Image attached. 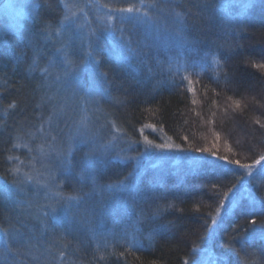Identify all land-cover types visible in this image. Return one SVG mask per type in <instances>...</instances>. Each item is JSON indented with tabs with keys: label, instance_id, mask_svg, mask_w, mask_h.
I'll return each instance as SVG.
<instances>
[{
	"label": "trees",
	"instance_id": "1",
	"mask_svg": "<svg viewBox=\"0 0 264 264\" xmlns=\"http://www.w3.org/2000/svg\"><path fill=\"white\" fill-rule=\"evenodd\" d=\"M37 1L41 7L36 9L33 17L38 14L41 18H49L55 26L65 12L61 0ZM228 1L159 0L161 12L150 10V14L156 17L161 13L159 33L143 25L136 28L131 24L124 25L144 44L151 45L143 49L147 53L143 64L134 62L138 65L134 69L122 65L113 51L118 34L114 38L108 33H98L100 66L108 73L110 81L106 93L96 94L103 85L101 78L97 77L94 82L87 73H78V96L94 102L84 105L77 99L73 105L88 108L87 115L93 129L102 137L100 142L116 137L111 153L113 162L107 166L99 183L119 179L135 165L139 176L129 185V192L135 195L140 207L163 206L165 209L157 219L140 226L141 231L136 235L140 246L137 248L128 243L132 239L131 221L123 208L131 201L129 192H126L118 203L109 202L113 210L111 215L100 209L95 215L85 216L83 211L75 210L65 214L59 205L57 212L46 218L36 207L25 211L26 231L35 247L31 251L22 249L15 257V264H47L49 261L62 264L61 251L67 253L65 260L73 264H150L152 261L156 264H185V261L197 264L202 259L204 264H212L205 249L210 250L212 257L227 254L229 264H245V261L247 264H264V241L252 243L247 250L252 255H246L244 251L237 255L229 247L232 244L240 248L238 241L231 238L243 233L248 227L246 220L261 218L249 213L253 210L259 212V201L264 199V173L261 171L264 161L254 164L264 155V70L254 66L264 63V5L241 18L236 9H227ZM64 2H75L83 8L85 14L78 17V23L85 24V31L89 27L98 28L97 17L108 11L93 7V0ZM129 2L138 4L139 0H100V3L114 6H127ZM176 13L182 14L186 39L165 42L160 39V35H168L162 31L164 22L169 24L164 27L174 32ZM33 17L24 20L21 31L35 30ZM114 23L119 25V21ZM0 37L5 41L0 44V182H10L13 177L8 169L19 167L22 175L29 171L27 161L36 155L35 151L29 153L27 148L12 147L18 130L35 131L42 120L47 119L50 106L41 105L40 91L33 92L39 72L26 70L31 49H24L27 55L21 56L24 44L16 32H4ZM53 40L58 38L53 36ZM59 46V43H49L42 48L45 59L41 61V67L46 66V58L52 56ZM73 51L79 58L82 49L78 41ZM59 70L53 69L52 78ZM225 73L232 82L225 79ZM189 86L193 91L188 90ZM12 104L16 107H10ZM78 114L79 109L77 119ZM257 120L260 123H256ZM145 124L156 127L145 128ZM59 126L64 128L63 121ZM116 128L120 131L117 132ZM214 133L230 141L239 153L237 157L229 153L223 155L253 165L251 175L245 169L194 150L201 148V142L217 140ZM144 137L154 144L171 143L181 147L161 150L148 146ZM40 142L37 133L31 144L33 149ZM144 152H150L152 158L141 162L136 160V163L115 160L116 153L135 157ZM179 153L182 156L174 161ZM82 155L83 151L73 153V173L68 176L58 174L55 183L61 187H52L51 191L58 190L65 195L76 193L80 187L77 173ZM9 156L19 157V160H9ZM233 184L241 185L244 194L237 196L239 193H233L234 189L229 192ZM137 185L142 191L137 192ZM27 187L37 192L32 196L35 203H49L44 197V189L33 184ZM9 189L0 194V264H11L3 253L2 229L8 226L9 216L15 222L21 215L19 209L13 211V201L18 196L10 183ZM88 190L86 186L84 191ZM225 192L231 194L228 199L223 197ZM232 196L235 199L230 206ZM221 201L227 209L222 213V208L220 216L216 217L217 223L212 224L215 209ZM43 211L50 209L45 207ZM126 231L129 233L127 237Z\"/></svg>",
	"mask_w": 264,
	"mask_h": 264
},
{
	"label": "snow or ice",
	"instance_id": "2",
	"mask_svg": "<svg viewBox=\"0 0 264 264\" xmlns=\"http://www.w3.org/2000/svg\"><path fill=\"white\" fill-rule=\"evenodd\" d=\"M65 9L64 14L53 26V22L49 18H41L38 14L33 17V25L35 30L21 31L17 29V36L24 44V48L21 49V56H26L24 49H31L32 55L27 57L30 61L27 64V71L29 73L39 72V78L33 88V92L40 91L41 105L50 106V114L47 119L42 120L41 124L35 131L23 129L18 130L15 136L12 147L13 148H27L29 153L33 151L36 155L31 156V159L27 161L29 171L24 172L21 175V169L19 167H13L8 169V172L12 175L13 179L8 182H0V194L10 191L9 183L16 190L18 199L13 201V211L19 209L21 215L18 219L11 216L8 217V226L2 229L3 240V253L6 261H11V264H15V257L20 255L22 249H28L31 251L35 247L30 241L32 239L26 231L27 224L24 222L25 217L23 213L29 211L31 208L36 207L43 213V217H48L52 213L57 212V205L63 210L65 214L70 211H83L85 216L97 214V210H103L112 214V209L109 206V202L112 204L118 203L120 198L129 192V185L133 180L137 179L139 172L136 166H133L132 171H129L127 175L110 180L104 184L99 183V180L104 176L105 169L113 162L111 156L112 150L115 148L113 140L107 142H100L102 137L97 131L93 129L92 121L90 120L87 107H81L79 104L73 105L74 100H82L84 105L89 104L90 101L86 97L78 96L77 82L78 73L85 72L95 82L99 77L103 80V85L99 88L97 95H103L106 93V85L110 83L108 80V73L101 70V60L99 58L98 46L99 35L98 33H108L110 36L117 38L118 42L113 45V51L116 60L129 69H134L138 65L134 62L143 64L147 58V53L143 51L145 47H151V45L144 44L141 39L136 38L133 33L128 32L124 25L131 24L133 28L143 25L146 28H154L159 33L158 19L156 16L150 14V10L155 9L157 11L162 10V5L159 0H139V3H127V6H114L109 3H100V0H93L92 6L99 9H108L103 16H98L97 20L100 22L98 28L89 27L85 31V24L78 23V17L76 11H83L78 3H65L61 0ZM33 10L41 7L40 4L34 3L32 5ZM87 7V5H85ZM176 30L168 35H160V39L169 41H185L184 27L181 22V13H176ZM119 21V25L114 23ZM165 31H167L165 29ZM53 36L58 40H53ZM147 37H145L146 39ZM77 41L79 47L82 49L80 57L77 58L74 54V45ZM5 43L3 37H0V44ZM49 43H59V47L55 49V53L52 56L46 58V66L41 67V61L45 59L42 53V48L47 47ZM257 68H264V63L255 64ZM59 68L53 77V69ZM180 69L178 65L177 70ZM151 71V68H149ZM187 79V77H185ZM225 79L232 82V78L225 73ZM189 80V85H191ZM54 89V91H53ZM189 91H193L189 86ZM91 95V94H87ZM231 99V97H229ZM195 103V101H193ZM236 106L239 107V102H236ZM10 107H16V104L10 105ZM77 109H79V118H75L77 115ZM63 121L64 128H60L59 122ZM256 123H260L259 120ZM47 125V127H45ZM113 127L115 124L113 122ZM145 128L156 127L153 124H145ZM264 127V125H262ZM66 129V131H65ZM119 132L120 129L116 128ZM143 129H141V132ZM39 133L41 142L35 146V149L31 146L32 141L37 138ZM55 133V134H54ZM217 140H219V134L214 133ZM27 138V139H26ZM145 142L150 147L159 148L161 150L171 149L173 147L179 149L180 145H174L171 143L154 144L148 137H144ZM187 140V137H184ZM227 151L231 152L230 146L225 145ZM215 148V145H213ZM191 150V149H189ZM196 152L208 153L215 160L222 161L228 165H235L241 169H245L248 175H251L252 164L241 163L238 159H229L227 155H218L217 151H213L211 148H196ZM76 151H83L82 158L79 162V172L77 173L80 187L76 190L75 194L65 195L60 191H51L52 187L59 189L61 184H57V175L68 176L74 171L73 165V153ZM139 155H143L140 153ZM9 160H19V157L9 156ZM139 156H121L116 153L115 160L121 162H132L138 160ZM264 161V155H261L254 164H259ZM24 163V161H20ZM39 163V167L37 164ZM264 173V168H262ZM238 178V182H239ZM33 184L37 188L44 189V197L49 201L47 205L37 204L33 201L32 196L37 192L29 189L27 186ZM88 187V191H84L85 187ZM137 187V192L142 191ZM237 184H233L229 189H235ZM216 188V185H213ZM229 192L223 194L224 199L229 198ZM249 198L254 197L249 193ZM7 200V197L3 198ZM129 200L131 201L127 207L123 208L125 215L131 221V237L132 239L128 243L133 247L140 246V240L136 239V235L141 231V225L153 221L162 215L165 210L163 206L156 207H140L136 202L135 195L129 192ZM47 207L50 211H43ZM171 207V205H169ZM224 207L221 201L220 205L215 209L216 216L212 217V224H216V217L220 216L221 209ZM259 212L254 210L250 212V215L261 217L259 220L251 219L246 220V227L239 236L232 237L231 239L237 240L240 244V248H235L230 244L233 252L237 255L241 251H244L246 255H252L247 250L252 247V243L256 240L264 241V199L259 201ZM56 217H54L55 219ZM65 218H67L65 216ZM41 222H45L41 219ZM59 222V221H58ZM19 225V227H17ZM250 229V230H249ZM129 233H125L127 237ZM148 239H152L149 235ZM107 246V245H105ZM208 256L212 260V264H229L228 255L220 257H212L210 250L205 249ZM123 255V254H121ZM67 253L64 251L59 252V257L62 264H73L70 260H65ZM39 259L38 257H34ZM103 258V257H101ZM55 259V258H53ZM47 264H52L51 261ZM150 264H156L155 261ZM187 264V261H185ZM197 264H204L203 259L198 261ZM247 264V261H245Z\"/></svg>",
	"mask_w": 264,
	"mask_h": 264
},
{
	"label": "rangeland",
	"instance_id": "3",
	"mask_svg": "<svg viewBox=\"0 0 264 264\" xmlns=\"http://www.w3.org/2000/svg\"><path fill=\"white\" fill-rule=\"evenodd\" d=\"M34 3H38L37 0H0V35L3 34L4 32H16L17 29H21L23 26V22L25 19H30L33 17V15L36 12V9L33 10L32 5ZM264 5V0H229L227 3V9H236L238 11V15L241 18H245L249 16L251 13H255L260 5ZM83 9V8H82ZM76 11L77 17H80L84 13V10L81 12L77 9H73ZM161 12V10L159 11ZM157 19H158V25H161V13L156 14ZM172 22L174 23L173 20L175 18L172 16L171 17ZM167 22V21H166ZM171 22V21H170ZM164 25H169L164 22ZM163 25V32L165 34L171 33V28L169 27H164ZM150 28V27H149ZM161 29V27L159 28ZM165 29L167 31H165ZM264 70V68H261ZM219 134V133H218ZM219 140L211 141V142H201L200 147L201 148H211L213 151H217L218 154H227L229 153L230 156L232 157H237L239 155L238 151L232 146L230 141H226V139L220 135ZM225 139V141H223ZM213 145H215V148H213ZM225 145H228L231 147L232 151L229 152L227 151V148ZM150 152H144L143 155L139 156V159L137 160L138 162L149 160V158H152V156L149 155ZM232 154V155H231ZM162 155V154H161ZM228 155V154H227ZM182 156L181 153L177 154V157H175L174 161L176 159H180ZM189 156V155H187ZM156 157H160L157 155ZM157 161V158H156ZM136 163V160L134 161ZM239 193L237 196H241L244 194V191L242 190L241 185H238L234 190L233 193ZM231 195V194H230ZM229 195V196H230ZM234 195V194H233ZM230 202L229 205L233 203L235 196ZM231 206V205H230ZM60 209V208H59ZM227 209V206L223 207V212ZM203 257H205L203 255Z\"/></svg>",
	"mask_w": 264,
	"mask_h": 264
}]
</instances>
